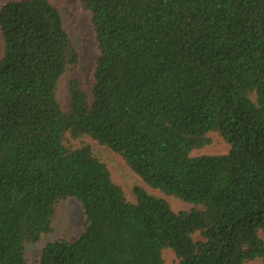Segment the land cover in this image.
<instances>
[{"label": "trees", "instance_id": "1", "mask_svg": "<svg viewBox=\"0 0 264 264\" xmlns=\"http://www.w3.org/2000/svg\"><path fill=\"white\" fill-rule=\"evenodd\" d=\"M98 55L86 83L62 0L0 7V264L85 220L38 264H264V0H79ZM68 78L63 106L58 91ZM216 133L221 155L192 156ZM148 187L128 198L97 150Z\"/></svg>", "mask_w": 264, "mask_h": 264}, {"label": "rangeland", "instance_id": "2", "mask_svg": "<svg viewBox=\"0 0 264 264\" xmlns=\"http://www.w3.org/2000/svg\"><path fill=\"white\" fill-rule=\"evenodd\" d=\"M6 1L7 0H0V7ZM60 9L65 29L71 36L80 54L78 73L84 78L86 83H88L98 55L89 13L82 10L79 0H62ZM2 48L3 40L0 33V57L2 55ZM67 81V77L62 79L58 91V100L62 102L63 106L67 104ZM209 137L211 142L200 149L193 150L191 152L192 156L221 155L229 151L228 144L219 137L218 134L210 133ZM85 142L90 143V145L97 150L107 164L112 178L124 188L128 198H133L131 191L133 186H143L150 194L156 197L166 198L158 190L152 189L144 184L141 178L126 165L124 160L111 150L99 146L89 138L85 139ZM166 200L169 202L171 209L175 212L188 210L191 207V205L173 197H168ZM84 220L85 216L82 207L76 199L68 198L64 202L59 203L51 234L44 238L40 244L27 246L26 258L28 264H38L39 253L48 242L59 238H66L67 240L76 239L84 230ZM163 259L164 264H173L176 260L173 252L169 249L163 251ZM243 264H261V260L256 259Z\"/></svg>", "mask_w": 264, "mask_h": 264}]
</instances>
